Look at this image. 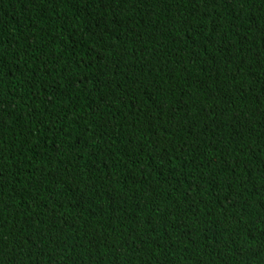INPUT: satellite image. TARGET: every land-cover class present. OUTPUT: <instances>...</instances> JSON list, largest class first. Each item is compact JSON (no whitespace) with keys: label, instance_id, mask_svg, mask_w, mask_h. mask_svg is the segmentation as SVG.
Listing matches in <instances>:
<instances>
[{"label":"trees","instance_id":"trees-1","mask_svg":"<svg viewBox=\"0 0 264 264\" xmlns=\"http://www.w3.org/2000/svg\"><path fill=\"white\" fill-rule=\"evenodd\" d=\"M0 264H264V0H0Z\"/></svg>","mask_w":264,"mask_h":264},{"label":"snow or ice","instance_id":"snow-or-ice-1","mask_svg":"<svg viewBox=\"0 0 264 264\" xmlns=\"http://www.w3.org/2000/svg\"><path fill=\"white\" fill-rule=\"evenodd\" d=\"M245 2H246V0H245Z\"/></svg>","mask_w":264,"mask_h":264}]
</instances>
